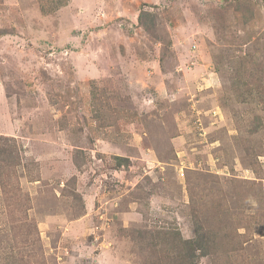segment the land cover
Returning <instances> with one entry per match:
<instances>
[{
  "label": "rangeland",
  "instance_id": "374dc122",
  "mask_svg": "<svg viewBox=\"0 0 264 264\" xmlns=\"http://www.w3.org/2000/svg\"><path fill=\"white\" fill-rule=\"evenodd\" d=\"M52 7L0 0V264H264V0Z\"/></svg>",
  "mask_w": 264,
  "mask_h": 264
},
{
  "label": "trees",
  "instance_id": "16d2710c",
  "mask_svg": "<svg viewBox=\"0 0 264 264\" xmlns=\"http://www.w3.org/2000/svg\"><path fill=\"white\" fill-rule=\"evenodd\" d=\"M66 0H51L54 7L50 9L51 12H55L60 9L62 6H65ZM68 1V0H67ZM152 16L150 13L148 16L146 13H141L139 16V20L142 26L146 29L148 27L145 25L144 19L145 17ZM153 21V20H152ZM118 162L121 166H124L125 162H127L124 158H117ZM158 235L155 236L154 240H152L154 249H162L164 259L168 257L172 259H176L178 264H198V261L206 257L210 252V245H208V241L206 235L203 236L202 232H196L195 237L192 240H185L182 237V234L178 231H170V232H157ZM160 243V248L158 244ZM158 245V246H157ZM171 259V260H172ZM157 264H165L164 262H156Z\"/></svg>",
  "mask_w": 264,
  "mask_h": 264
}]
</instances>
